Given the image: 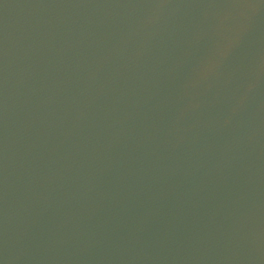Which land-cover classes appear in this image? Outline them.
Wrapping results in <instances>:
<instances>
[{
  "label": "water",
  "instance_id": "water-1",
  "mask_svg": "<svg viewBox=\"0 0 264 264\" xmlns=\"http://www.w3.org/2000/svg\"><path fill=\"white\" fill-rule=\"evenodd\" d=\"M0 264H264V0H0Z\"/></svg>",
  "mask_w": 264,
  "mask_h": 264
}]
</instances>
